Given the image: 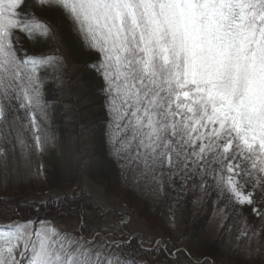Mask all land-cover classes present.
<instances>
[{
    "label": "snow or ice",
    "instance_id": "6c2138e0",
    "mask_svg": "<svg viewBox=\"0 0 264 264\" xmlns=\"http://www.w3.org/2000/svg\"><path fill=\"white\" fill-rule=\"evenodd\" d=\"M31 8L62 11L100 54L93 67L120 133L118 156L160 191L191 184L214 191L221 213L252 206L264 221V0H0L5 164L8 136L22 155L43 152L50 137L39 72L65 66L62 56L18 55L17 33L55 38ZM31 225L0 229V264H138L122 245L111 253L95 238Z\"/></svg>",
    "mask_w": 264,
    "mask_h": 264
},
{
    "label": "trees",
    "instance_id": "16d2710c",
    "mask_svg": "<svg viewBox=\"0 0 264 264\" xmlns=\"http://www.w3.org/2000/svg\"><path fill=\"white\" fill-rule=\"evenodd\" d=\"M30 11L54 29L55 38L30 40L24 34L17 33L18 55L23 56L24 51L30 55H51L58 51L55 54L62 56L72 67L70 71H52V74L49 69H42L39 76L43 96L57 123L62 121L60 113L64 105L70 106V109L72 107L74 118L81 120L78 123L86 122L90 150L86 173L89 178L99 183L107 196L122 193L129 199V204L136 199L140 205L137 213L149 222L171 224L175 221L189 245V250L170 243L158 250L145 249L140 246L137 237H131V233L125 230L112 232L102 229L103 234L124 241L116 247L118 253L122 245L124 258L137 262L145 259L147 264H183L184 259L190 264H214L216 259L224 255L232 259L234 264H264V221L253 212L252 206L229 207L221 213L218 209L224 205L216 203L214 191L203 195L191 184L184 188L179 184L166 185L162 191L154 183L146 186L145 178L140 176L136 165L130 162L126 164L118 156L119 145H114V142L120 133L113 138L114 128H110L112 117L106 103L107 94L103 90L106 85L93 67L99 63L100 54L87 46L82 35L62 11L38 8H31ZM67 144L66 137L62 136L52 157L45 159L46 165L51 167L45 169V181L52 189L61 188L65 182H81L83 172L78 165H74V155H71ZM17 188L24 190L21 185ZM66 194L57 197L49 195L43 200L29 199L23 195L9 199L0 197V217L25 222L49 219L61 224L78 221L75 233L91 238L98 232L99 221L114 218L127 222L134 214L130 208L122 210L111 206L109 210H104L82 190ZM216 213L222 214L220 228L214 237H204ZM245 232L247 235H244ZM232 237L234 242L226 250L225 243ZM250 239L255 240L252 247L248 245Z\"/></svg>",
    "mask_w": 264,
    "mask_h": 264
},
{
    "label": "rangeland",
    "instance_id": "374dc122",
    "mask_svg": "<svg viewBox=\"0 0 264 264\" xmlns=\"http://www.w3.org/2000/svg\"><path fill=\"white\" fill-rule=\"evenodd\" d=\"M55 52L58 51H54L51 55H56ZM64 64L65 66L62 68V70L58 71V73L70 71L72 68L71 66L69 67L65 61ZM49 71L52 74V71L54 70L49 69ZM43 98L45 100L44 96ZM60 114L63 116V118L59 124L56 122V118L48 106V120L44 122L43 127L46 129V135L47 137H50V140L45 141L43 152L33 149L30 153L26 152L22 155L18 149H12L11 144L15 142L13 137H7L9 142L6 145L9 148L7 163L5 164L3 160H0V197L9 199L13 196L23 195L29 199L43 200L49 195L57 197L66 193L74 194L82 190L93 199L96 205L102 206L104 210H109V208L112 206L116 209L122 210H124V208H130V210L134 213L132 218L127 222H120L114 218H109L98 222V235L95 234L91 238L96 239L97 245L106 243L108 245V247L105 249L106 251L119 254L116 247L124 241L103 234L102 229L104 228L112 232L125 230L129 234L131 233V237H137L138 243L145 249L151 248L158 250L159 248H166V245L170 243L183 250H189V245L185 242L182 231H180L175 221H173L171 224L161 221L153 224L140 217L139 213H137V211L140 210V205L138 202H136V199L134 202L129 204V199L127 200V198H125L122 193L114 194L113 196H107L104 194L102 186L99 183L92 181L86 173L87 164L90 160L89 129L85 124L86 122L78 123L81 120L77 121L74 118L72 107L70 109V106L67 105H64L61 108ZM117 134L118 133H114L113 138L116 137ZM24 135L26 138H28V143L31 144L32 141L29 138L30 134L25 132ZM62 136L66 137L68 150L70 151L71 155H74V165H78V168L82 170L83 175L81 177L80 183L75 181L65 182L61 188L52 189L46 184L45 181V169L51 168L46 165L45 159L46 157H52V152L56 150V147L60 143ZM0 144H5V141L0 140ZM116 144L117 143L114 142V145ZM123 159L125 160L126 164L129 163L126 158ZM145 182L146 186L153 184L146 179ZM19 185L23 186V191H20L17 188ZM130 205L132 207H130ZM31 222V226L33 228H39L41 223H43L46 227L55 228L57 231L67 233L74 238L82 237L75 233V230L78 228V221L68 224H61L49 219H40L38 221ZM221 222L222 214L216 213L211 218L209 225L205 230L204 237H214L220 228ZM18 223L26 222L18 219H5L0 217V229H6L8 226H13ZM232 239L233 237L227 240L225 243L226 250H228V247L233 244L234 241ZM254 243L255 240L250 239L248 242L249 247H252ZM146 262L147 261H145V259H140L138 264H147ZM156 264L166 263L159 262ZM183 264L190 263L184 259ZM214 264H234V261L228 256L224 255L223 257L216 259Z\"/></svg>",
    "mask_w": 264,
    "mask_h": 264
}]
</instances>
